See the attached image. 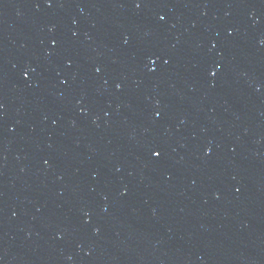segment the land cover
<instances>
[{
    "label": "water",
    "instance_id": "water-1",
    "mask_svg": "<svg viewBox=\"0 0 264 264\" xmlns=\"http://www.w3.org/2000/svg\"><path fill=\"white\" fill-rule=\"evenodd\" d=\"M0 264H264V0H0Z\"/></svg>",
    "mask_w": 264,
    "mask_h": 264
}]
</instances>
